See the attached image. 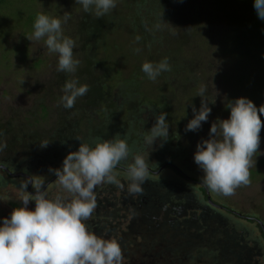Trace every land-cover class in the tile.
Segmentation results:
<instances>
[{"label": "rangeland", "instance_id": "1", "mask_svg": "<svg viewBox=\"0 0 264 264\" xmlns=\"http://www.w3.org/2000/svg\"><path fill=\"white\" fill-rule=\"evenodd\" d=\"M136 2L142 4V0ZM203 2L185 0L182 7L179 5L182 12L175 13V18L181 21L177 25L178 31L171 28V23L155 28L156 35H160L163 40L159 41L156 35H151L149 40L156 43L155 49L144 54V45L141 46V42L132 36L134 30L138 32L141 26L130 20L133 12L125 8L123 0H117V6L113 9L121 12L122 25L118 30L109 31L100 42L96 38H88L85 26L83 27L86 25L83 21L85 14L82 5L76 3V0H0V164L15 158L17 163L22 162L24 166L32 168L31 164L35 161H53L57 156L61 163L48 167L62 168L64 158L70 151L78 150L80 143L95 146L97 141L94 137L99 131L102 114L106 113L109 118L111 115L121 114L123 120L120 116L107 120L110 122L107 128L109 134L101 135L104 136L101 141L112 140L109 135L122 136L127 133L130 141L134 140L137 144L134 153L143 155L148 166L154 167L155 171L173 156L178 158V166L201 181L203 171L194 162L196 146L209 138L212 123L229 118L230 109L225 105L240 97L250 99L258 108L264 104V83L255 63L232 52L234 44L231 24L219 11L216 12L212 6ZM37 13L61 19L65 14L70 17L62 24V30L65 36L75 42L74 59L80 63L74 74L57 72L58 54L48 51L44 39H27L34 31ZM194 15L199 18V23L194 28L193 22L190 23L193 25L188 28L189 35L182 51L177 54L173 51L167 53L166 43L171 41L173 45L172 40L179 36L184 21ZM165 57L170 66L182 63L183 69L176 71L172 67L171 71L162 72L155 81L150 80L142 71V64L145 61L155 64ZM69 79H77L79 85L87 84L89 91L77 98L73 108L65 109L61 96L64 94V84ZM201 87L206 88L203 99L211 112L200 129L186 132V125L194 116L192 107L195 106L197 110L200 108L201 97L197 94ZM98 89L101 90L102 97H99ZM162 101H166V123L169 126L166 141L171 140V145L164 146L165 140L158 138L151 147L144 142V137L150 133L156 116L164 111ZM141 103L147 109H141L144 106H140ZM130 104L134 108H130ZM42 106L48 107L49 112ZM80 112L83 115L78 118ZM261 119L264 121V115ZM88 132L90 135H87ZM15 138L24 140L16 143ZM260 138V147L253 157L254 164L250 169V185L237 188L232 196L212 195L218 204L264 222V127ZM45 143H48L47 146L42 147ZM130 155L122 164L133 162V154ZM0 172V175L9 180ZM48 172L50 170L41 172L40 177H48ZM118 176L121 174L118 173ZM159 178V182L169 178L178 182V185L182 184V179L185 180L171 168L153 180ZM118 179L121 182L124 178ZM11 182L10 180L5 187H0V205L6 210L13 209V202L23 204L18 186ZM125 184L124 187H127L128 183ZM110 185L104 183L95 188L96 202L120 201L127 188L123 190L124 187H118L113 192ZM50 193V198L68 195L60 189L57 179L51 186ZM119 206L120 204L117 205L118 208ZM130 224L131 217L124 219L122 227L127 230ZM252 225L256 229L255 233L261 235L256 223ZM135 237L137 240L131 245L134 248L137 246L135 255L138 258L135 262L140 263L142 255L139 244L142 235ZM131 245L130 249L133 248ZM260 251H264V243ZM259 259L264 264L263 258ZM129 260L127 254L123 255L122 263Z\"/></svg>", "mask_w": 264, "mask_h": 264}, {"label": "clouds", "instance_id": "2", "mask_svg": "<svg viewBox=\"0 0 264 264\" xmlns=\"http://www.w3.org/2000/svg\"><path fill=\"white\" fill-rule=\"evenodd\" d=\"M76 3L95 18L104 17L117 6V0H76ZM253 6L258 18L264 20V0H254ZM69 18L67 14L61 19L37 13L34 31L27 39H44L48 51L58 54L57 72L74 74L80 63L74 59L75 42L62 30V24ZM142 71L155 81L162 72L171 71V67L165 57L155 64L145 61ZM78 85L77 79L66 80L61 96L65 109L73 108L77 98L89 91L87 84ZM205 92L206 88L199 89L200 108L192 107L194 116L187 123L186 132L197 131L202 122L208 120L211 109L203 99ZM225 107L230 109L229 118L212 123L209 138L196 146L194 162L203 171L201 183L209 192L232 196L237 188L251 183L250 169L264 127L261 119L264 104L258 108L250 99L240 97L229 101ZM166 116L164 112L156 116L150 133L144 137L147 145L152 147L158 138L168 139ZM118 136L112 140H97L94 147L80 143L78 150L70 151L64 158L62 168L50 169L67 196L48 198V193L41 190L42 182L34 186V194L27 191L29 184L21 185L25 191L20 198L23 206L14 208L10 217L3 218L0 224V264H122L123 254L118 240L97 236L85 223L96 208L95 188L98 185L107 183L124 187L115 169L128 160L131 150L127 140ZM148 176L144 156L134 154L133 162L126 165L128 193H142V185ZM30 201H35L34 210L28 208ZM221 206L217 203L215 207ZM192 215L197 217L200 214L195 211Z\"/></svg>", "mask_w": 264, "mask_h": 264}, {"label": "trees", "instance_id": "3", "mask_svg": "<svg viewBox=\"0 0 264 264\" xmlns=\"http://www.w3.org/2000/svg\"><path fill=\"white\" fill-rule=\"evenodd\" d=\"M136 1L137 0H123V3L126 4L125 8L133 12L130 20L141 26V28L138 29V32L137 30H134L132 36L135 38L139 37V42H141V46L144 45V54H146L150 52V50L152 51L155 49L156 43L149 39L151 38V35L157 34L155 29L157 28V25L160 27L164 26L163 24L171 23V28L176 30L179 29L177 25L178 23H181V21L178 18H175V13L177 11L178 13L182 12L181 7L185 0H183V2L182 0H142V4H138ZM203 1V3L207 4L209 7L212 6L216 12L219 11L224 19L231 24V33L233 34L232 44H234L232 52L239 53L243 57L249 58L251 62H254L260 72V78L264 83V20L258 18L253 6L254 0ZM113 11L114 10L101 18H95L91 13L83 12L85 14V20L83 21L86 24L83 25V27L85 26L89 36L88 38H96V40L100 42L109 31L112 29L118 30L123 23V17L120 14L121 12L114 11V13H112ZM191 22H193L194 28L199 23V18L194 15L190 17V19L188 17V19L184 21L185 24L184 27L180 28L179 36L174 38L176 42H173V39V45L171 44V41L166 43L169 48L166 49L167 53L173 51V53L177 54L182 51L186 44V37L189 35L188 28L193 25L190 24ZM29 33L26 34V37ZM155 37L159 41L163 40L160 35H156ZM206 41H209V39L206 38ZM170 67L171 69L174 67L176 71H180V69H183V64L176 63L175 66ZM127 76L129 77V75ZM157 78H159V76ZM97 91L100 93L99 97H102L101 90L98 89ZM165 104L166 101H162V106ZM130 106V108H134L132 104H130ZM140 106L141 109H147L145 104L141 103ZM45 108L46 112H49V108L44 107V109ZM163 112L165 113V106ZM80 113L81 115L78 118H81L83 115L82 112ZM115 116H120L123 120L121 114ZM115 116L111 115V118H109L106 113L101 115L100 118L102 122L99 126V131L95 133V141L102 139L104 136H108L107 134L109 133H107V128L110 122L107 120H112ZM100 132H104L105 134H100ZM87 135H90V132H88ZM119 137L120 139L127 140L131 150L130 154L134 155V151L137 148V144L134 140L130 141L131 138L127 133H124ZM169 145H171V140L164 142V146ZM177 161L178 158L170 156L166 162L160 165L159 168L163 165L166 167L169 166L173 172L187 181L182 179V184L178 185V182L166 178L164 179L166 181H160L163 183L161 184L163 187L157 192V186L153 189L152 185H149V187L146 185L148 180H153L154 178V175H151L152 172L150 171V168L155 171L154 167L148 166L149 176L142 186L143 190L145 189L148 194L154 192L155 195L142 194V196L145 195V197L142 198L145 201L144 203L139 202L137 204L136 201L131 203L129 200L126 202L130 213L133 212V214L131 213L132 222L136 217L139 207L147 206L149 203H153V205L157 206L159 203L158 197L162 198V201H160L161 207H159L161 212L154 214L153 216L146 213V216L142 218V221L150 227L146 234V236H149H147L149 241L147 242V240H144V236L142 235L140 243L143 246L141 247L142 262L136 263L129 258L132 262L131 264H261V259L259 258L262 257L264 260V251L259 252V248H245L242 246L244 245V242H246L243 241V239H259L261 244L264 243V230L262 227L264 226V222L257 219L258 224L256 225L257 228L260 229L261 235L255 233V230H250L252 236H247L250 226L254 227L252 225L254 222L250 219L252 217H245L247 215L243 216L241 214L238 215L237 212H235V209L226 205H222L224 210H222V208L217 209L215 206L218 201L214 199L212 192L208 193L207 188L203 184H200L197 179L190 176L186 169L179 167ZM173 165L180 168V171L173 168ZM115 171L121 174L118 178H124L123 181H121V184L124 185L125 183H128L126 178V165L121 164L115 169ZM159 180L160 178L158 181ZM188 181L191 182V184ZM142 199H140V201ZM211 209H217L216 212H221L222 216L225 217H223L222 220L217 221L220 216L214 215L215 211H212ZM195 211L200 215L197 217L195 216L196 214L192 215V212L195 213ZM212 212L214 213L212 214ZM212 222L215 225H217V223L222 224L216 233L210 232L213 229L211 227ZM134 223L135 221L133 224ZM163 227V231L159 233L157 230ZM138 232L133 235L137 236L139 234ZM209 232L210 240L209 243H207V239L209 238V236L207 237V234ZM150 236L155 237L153 238ZM135 239L137 238L135 237ZM232 244L235 246L234 248Z\"/></svg>", "mask_w": 264, "mask_h": 264}, {"label": "flooded vegetation", "instance_id": "4", "mask_svg": "<svg viewBox=\"0 0 264 264\" xmlns=\"http://www.w3.org/2000/svg\"><path fill=\"white\" fill-rule=\"evenodd\" d=\"M109 137L114 139V138H117V135L116 134L109 135ZM23 140L24 139H21V138L20 139L15 138L14 142L22 143ZM76 140H78V138ZM8 151H12V150L8 149ZM58 163H61V161L56 156L55 160H53V161H52V159L50 161H47L44 163L35 161L31 164L32 168H30L28 166H24L22 164V162L17 163L15 158H13L10 161L7 159V162L4 161V164H0V171H2V173L5 174L7 176V178H9V180L6 179L5 177H3L2 175H0V187H5L7 185V183L10 182V180H11L12 181L11 183L13 185L18 186L17 188L21 192V196H22L25 194V191L21 188L22 184H29L27 191L29 193L34 194V191H35L34 186L37 183L42 182L43 188L41 190L47 192L48 198H50L49 197V195L51 194L50 188L54 184V182L56 181V177L50 171V172H48V177H45L43 179L42 177H40V173L43 171H47V170L52 169L51 167L50 168L48 167L49 165L58 166L59 165ZM169 168H170L169 166L166 167L165 165H163L157 171H154V169L152 170V168H150V171L152 172L151 175L153 174L154 177H156L159 174H161L163 171L168 170ZM173 168L180 171L179 170L180 168H178L175 165H173ZM35 169H38L39 171L35 170ZM199 182H200V184H202L201 181H199ZM128 183H129V181H128ZM161 184H163V183L159 182L158 180H148L146 185H148V187H149V185H152L153 189H155V186H157V192H158L160 190V188L163 187V185H161ZM115 187H116L115 185L111 184L110 190L113 192L117 191L118 187H116V188ZM126 188L127 187H124L123 190ZM142 188H143V186H142ZM208 193H210L209 190H208ZM142 194H147V195H153L154 194L155 195L154 192H152L151 194L150 193L148 194L145 191V189L143 190L142 193L134 194V195H130L128 193V191L125 190L124 195L122 196V198L118 202H109L108 203L107 200L105 201L106 203L103 201L102 202H99V201L96 202V204H97L96 205V212H94L92 214V217L88 221H85L89 230L91 232H93L94 234H96L97 236H100L104 239L117 238L118 242L121 245L122 254L123 255L127 254L132 261H135L138 258L135 255V251H137V248H136L137 246L134 248V245L133 246L131 245L132 243L134 244V242H136V240H137V239H135L133 234H135L139 231L138 233L144 236L143 239L147 240V242L149 241V238H148L149 236L147 235L148 236L147 237L146 234L149 231L150 227L148 226V224H146L142 221V218L146 216V213L151 214L153 216L154 214H158L161 212V210H159V207H161L160 201H162V198L158 197L159 203L157 206L153 205V203H149V205H147V206L139 207L137 210V213H136V217L131 222V224L127 228V230H124V226L122 227L124 219H128L129 217H131V213L133 214V212L130 213V211L128 210V206H127L126 202L129 200L131 203H133L134 201H136L137 204L139 202L144 203L145 201L142 198H144L145 195L142 196ZM157 196H158V194H157ZM140 199H142V200L140 201ZM119 204H120V206L118 208L117 205H119ZM11 206L14 209L17 207H22L23 204L17 201L15 203L13 202L11 204ZM28 208H29V210H34L35 209V201H30ZM220 208H222V210H224L223 206H221ZM13 209L10 208L9 210H6V209H3L0 205V224H2L3 218L10 217V214H11ZM120 211H124V213H120ZM212 211H215V213L212 212V214L214 213V215L220 216L217 219V221L222 220L223 217H225V216H222L221 212H216L217 209L212 210ZM235 212H236V210H235ZM237 214L238 215L241 214V215L245 216L244 214L239 213V212H237ZM101 217H103V218H101ZM245 217H252V218H250L253 220L252 222L258 224L257 223L258 218L254 217V216H245ZM120 218H122L123 220L122 221L119 220ZM134 221H135V223L133 224ZM221 226H222L221 223L220 224L217 223V225H215L212 222L211 227L213 229L210 232L216 233V231L218 229H220L219 227H221ZM262 227L264 230V226H262ZM163 229H164V227L157 230V231H159V233H161L163 231ZM250 230L254 231L256 229L254 227L249 228V232L247 233V236H249V237L252 236V232ZM131 232H133V233H131ZM210 232L207 234V237L209 236V238L207 239V241H208L207 243H209V240H210ZM150 237L154 238L155 236H150ZM243 241H246V242H244V245L242 247L259 248V252H262L260 250L263 248V244H261V241L259 239H251V240L243 239ZM249 242H251L250 243L251 245H249ZM129 245H131V247H133V248L130 249ZM140 246L143 247L141 244H139V247ZM232 246H233V248L235 247L233 244H232ZM139 249L141 250V255H142V248H139ZM257 256H259V255H257ZM131 260H129V262H124L122 264H131L132 263Z\"/></svg>", "mask_w": 264, "mask_h": 264}]
</instances>
